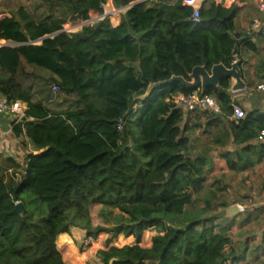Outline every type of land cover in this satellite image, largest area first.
I'll use <instances>...</instances> for the list:
<instances>
[{
    "label": "trees",
    "instance_id": "1",
    "mask_svg": "<svg viewBox=\"0 0 264 264\" xmlns=\"http://www.w3.org/2000/svg\"><path fill=\"white\" fill-rule=\"evenodd\" d=\"M106 1L40 0L39 17L20 6L0 18V40L6 41L0 45V95L26 102L25 117L12 129L40 150L26 154L18 177L13 169L22 164L5 158L9 174L0 162V264H64L57 235L74 225L89 228L95 204L121 213L113 228L97 226L95 233L114 230L138 240L150 226L158 231L149 247L98 251L104 264H228L225 232H214L208 220L176 223L189 190L198 192L204 181L203 161L189 155L182 110L173 98L195 90L175 81L144 99L134 97L150 82L188 79L196 65H229L238 7L212 0L200 7L195 23L188 19L191 0H146L121 12L115 26L105 17L71 34L60 32L66 22L101 13ZM229 87L222 78L204 92L227 113ZM134 103L140 104L136 110ZM251 121L264 129V113L252 112L240 119V130ZM17 202L22 213L15 211Z\"/></svg>",
    "mask_w": 264,
    "mask_h": 264
},
{
    "label": "crops",
    "instance_id": "2",
    "mask_svg": "<svg viewBox=\"0 0 264 264\" xmlns=\"http://www.w3.org/2000/svg\"><path fill=\"white\" fill-rule=\"evenodd\" d=\"M211 1L203 0L202 6L208 7ZM259 1L261 0H221L224 6L235 4L238 7L232 21L231 34L235 36L236 33L241 38L237 57L242 60L246 87L236 92L229 88L228 92L232 102L241 106L246 115L252 112L264 113V91H257L255 87L264 79V32H259L258 27L256 28L264 20L263 12L258 9ZM16 3L13 12L22 6L32 15L37 13L34 17H39L43 11L40 0H17ZM1 5L2 0L0 8ZM31 5L32 10L28 8ZM104 7H114L113 1L107 0ZM0 12V18L11 15L1 10ZM108 17L109 23L115 26L120 21L121 12H113ZM66 24L69 22L63 26ZM5 42L0 40V43ZM34 42L41 41L38 39ZM181 110V126L189 138V155L202 159L204 181L198 192L189 190L190 202L185 205L177 225L183 226L192 220H208L214 225V232L223 231L229 236L230 242L225 247L228 264H264V139L257 137L259 127L252 120L250 127L240 130V119L232 115V109L230 113L222 109L220 113L188 112L183 108ZM10 118L11 122L7 126L0 121V162L5 161L9 169L10 163L5 158L22 164V167L13 169L18 177L19 171L24 170L26 154L40 150H36L24 134H14V120ZM249 130L250 139L243 140ZM233 204L245 205L246 209L228 215L227 209ZM93 207L94 212L91 213ZM116 213L114 208L92 205L89 209V228L74 225L68 232L59 233L56 246L64 264H104L98 254L100 250L136 243L141 247L151 245L153 236L158 233L154 226L144 229L138 240L134 235L115 233L114 230H100L95 233L97 226L111 229L118 224L117 215L121 213ZM145 264H157V259H148Z\"/></svg>",
    "mask_w": 264,
    "mask_h": 264
},
{
    "label": "built area",
    "instance_id": "3",
    "mask_svg": "<svg viewBox=\"0 0 264 264\" xmlns=\"http://www.w3.org/2000/svg\"><path fill=\"white\" fill-rule=\"evenodd\" d=\"M143 1L146 0H130L127 4L120 5L118 7V11H115L113 8L112 11L123 12L127 8L131 7L133 4ZM191 1L193 3V7H192V12L188 19L195 23H199L201 21L200 7L202 6L203 0H191ZM258 9L264 14V0L259 1ZM112 11L110 10L107 11V8L104 7L103 4V11L101 13H95L94 15H91V17L88 19L79 18L74 22H69V24L64 25L61 30L63 32L71 34L73 32L80 30L84 25H92L94 22L101 20L105 17H108L111 13H113ZM255 87L257 91H264V79L259 81ZM52 89L55 90L56 85H52ZM173 98L177 106L185 109L188 112L189 111L190 112L211 111L213 113L221 112L220 104L213 95L204 94V93L201 94L198 90L188 93L178 92L176 95H174ZM139 106L140 104L137 103L133 105V109L136 110L137 108H139ZM26 107H27L26 102H23L18 99L9 100L6 96L0 95V115L9 114L13 118L14 123L21 121L25 117ZM231 107H232V115L236 119H241L246 116V111L238 104L231 102ZM257 137L258 139L261 140L264 139V129L259 130ZM245 209H246L245 205L238 204V211L243 212L245 211Z\"/></svg>",
    "mask_w": 264,
    "mask_h": 264
},
{
    "label": "water",
    "instance_id": "4",
    "mask_svg": "<svg viewBox=\"0 0 264 264\" xmlns=\"http://www.w3.org/2000/svg\"><path fill=\"white\" fill-rule=\"evenodd\" d=\"M222 22H224L222 20ZM258 27V28H257ZM259 32H264V20L258 26H256ZM62 32V30H60ZM234 39V48L232 50V55L234 59L229 65L224 64L223 62H218L212 64L209 68L205 64L196 65L194 66L191 71L188 73V79L181 75H172L170 78L165 80H159L156 82H150L147 86L146 91L142 95H138L140 99H144L149 93L162 86L168 85L172 82L178 81L180 84L193 89L198 90L201 94L205 92L207 88L219 86L220 80L222 78H227L229 81L233 79V82H230V91L236 92L243 90L246 87V82L243 79V72H242V60L241 58L237 57L239 44L241 38L233 36ZM44 37L40 38L41 41ZM30 43V42H29ZM35 43V42H31ZM4 43H0L3 45ZM237 205H231L228 210V215H234L238 212ZM15 211L17 213H22L23 205L21 202H17L15 205ZM116 260V257H113L109 260V263H112Z\"/></svg>",
    "mask_w": 264,
    "mask_h": 264
},
{
    "label": "rangeland",
    "instance_id": "5",
    "mask_svg": "<svg viewBox=\"0 0 264 264\" xmlns=\"http://www.w3.org/2000/svg\"><path fill=\"white\" fill-rule=\"evenodd\" d=\"M16 1L17 0H2V5H1V8H0V10L2 11V12H6V13H11L12 11H14L15 10V7L17 6V3H16ZM23 2H24V0H23ZM120 5H115L114 4V7H107V11H112V8L115 10V11H118V7H119ZM28 8H30L31 10L33 9V7H32V5L31 6H29ZM113 12V11H112ZM33 13V12H32ZM115 13V12H114ZM36 14L37 13H33V15L34 16H36ZM107 18H109V17H107ZM32 69H34V71H35V73H39L41 76L42 75H44V76H46L47 75V73L46 72H43V71H41V70H39V69H35V68H33L32 67ZM39 76V75H38ZM38 80H40V77L39 78H37ZM60 98V97H59ZM138 99H140L138 96H135L134 97V101H136V100H138ZM59 101L61 100V98L60 99H58ZM67 103V102H66ZM135 104H137V103H135ZM134 104V105H135ZM5 116L4 118L2 117V116ZM11 116L8 114H1L0 115V121H1V123H3L5 126H7V125H9L10 124V122H11V118H10ZM1 163H2V166H3V168H8L9 166L8 165H6L5 163H4V161L2 162L1 161ZM9 172H11V169H9L8 170V172L7 173H9ZM19 173H21V171H19ZM94 207L90 210L91 211V213H93L94 212ZM114 209H116L117 210V213H119V210L117 209V208H114ZM116 213V214H117ZM121 215V214H120ZM108 216V215H107ZM109 217V216H108ZM108 219H110V218H108ZM117 219H119V215H117ZM183 219V218H182ZM110 221V220H109ZM92 227V226H91ZM91 229H94V228H91ZM95 230V229H94Z\"/></svg>",
    "mask_w": 264,
    "mask_h": 264
}]
</instances>
